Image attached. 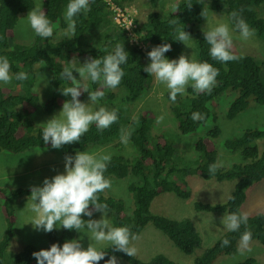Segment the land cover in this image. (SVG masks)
I'll list each match as a JSON object with an SVG mask.
<instances>
[{"label": "trees", "instance_id": "16d2710c", "mask_svg": "<svg viewBox=\"0 0 264 264\" xmlns=\"http://www.w3.org/2000/svg\"><path fill=\"white\" fill-rule=\"evenodd\" d=\"M68 2L69 0H0V56H6L9 59L13 75L21 71L29 75L27 81L13 79L7 91H3L0 87V153L21 154L37 148H52L50 143L44 144L41 138L42 126L36 125L29 119V114H33L38 105H36L38 95L31 89L35 84V67L41 66V60L46 62L43 68L49 72L52 87V94L43 105V111L47 114L55 112L66 99H70V96L65 97L59 91V88L71 86L70 82L60 77L63 68L70 66V63L80 62L89 57H103L111 52L118 42L123 44L125 51L129 54L128 62L121 65L125 75L120 85L116 89L107 87L101 89L100 83H93L88 79L86 84L79 74L73 71V76L80 81L81 87H87L91 91L103 90L105 96L100 101L106 102L112 101L116 97L115 91L122 89L126 94L124 98L126 102L130 98L142 95L146 84L150 81L151 75L143 70L149 64L145 54L137 46L128 42L124 31H119L117 34L107 33L109 26L106 20L108 11L105 0H90L91 10L74 17L76 20L74 36L54 39L58 30L67 28L64 11ZM150 2L156 6L159 0H150ZM188 2L189 0L178 1L176 6H179V10L175 13L173 11L165 15L157 12L149 13L143 30L139 29L138 33L142 32L139 41L149 50L163 43L170 44L171 51L164 55L168 59H174L179 54L180 42L175 40V26L169 25L168 21L177 19L178 26H184V31L194 37L196 60L207 61L219 70L216 84L210 94L196 93L189 87L185 96L177 97L176 101L169 105V114L176 123L179 135L195 132L200 134L193 145L195 158L184 160L177 150V139L174 142L170 141L166 133L153 135L151 133L152 119L147 116V113L142 112L131 120L123 105L113 109L117 111L118 121L102 134L97 132L93 124L79 143L65 145L57 150L63 156L74 155L76 151H86L95 146L109 144L120 139V130L123 128L129 134L128 142L135 151V155L132 157L111 156L104 175L110 180L117 181L133 178L127 185L130 206L125 204L123 198L108 195L106 191L99 194L100 201L109 206L108 215L112 225L130 226L131 231L139 238L144 228L151 226L170 240L183 255L191 257L192 264H214L220 257L236 254L240 235L245 227L252 233L251 243L257 242L264 246V214L262 212L248 214L247 226L242 225L238 232H229L226 229L209 246L203 247L200 234L191 220H174L154 214L151 211V205L154 198L161 193H172L179 199H188L190 189L186 178L194 175L205 181L233 182L232 190L223 202L194 201L192 203L194 211L216 215L242 213L247 194L264 180V123L259 127L245 129L237 137L223 140L222 147L236 154L239 159L228 168L218 167L214 175L209 173V165L217 163L218 160L216 143L221 134L214 108L212 112V104L226 92L233 94L229 104L225 105L226 111L222 113L227 120L235 119L250 103L264 108V72L261 64L248 55H237L241 59L227 63L213 60L209 55V45L204 41L203 32L197 28L203 17L201 13L204 14L208 6L211 11L225 10L230 27L236 31L229 16L233 10H242V17L254 29L256 37L264 43V18L260 17L256 10L264 3V0H191V9L185 6ZM38 3L42 5V10L55 25L53 36L45 39L33 32L32 41L28 45L15 43L13 38L20 34L16 30L20 17H26L28 11H31ZM87 95L88 92L81 90L78 99L81 100ZM193 112L204 114L205 119L193 121L191 119ZM5 194L9 197H4ZM29 195V187L14 188L9 193L0 192V198L3 200L2 211L6 220V231L0 239V264L13 237L12 228L15 219L10 205L14 199ZM97 213L99 212H94L91 218L93 219ZM78 234L75 230L63 228L47 232L45 249L53 243L62 245L65 240L75 239ZM225 238L229 239L230 244L222 247V240ZM102 250L106 253L104 260L115 255L117 260L124 264H174L162 254L151 255L146 260H140L114 251L107 244ZM35 251L37 249L33 246H24L14 255L13 264H37L32 256ZM104 260H101L99 264H104ZM235 264L259 263L254 257L249 256Z\"/></svg>", "mask_w": 264, "mask_h": 264}, {"label": "clouds", "instance_id": "9594fccd", "mask_svg": "<svg viewBox=\"0 0 264 264\" xmlns=\"http://www.w3.org/2000/svg\"><path fill=\"white\" fill-rule=\"evenodd\" d=\"M185 6L191 9V0ZM90 10V0H69L64 14V19L67 22L66 33L74 36L76 32L74 17L86 14ZM178 10L179 6H172L174 13ZM241 12L242 10H233L229 19L232 21L234 29L238 31L240 38L248 40L255 32L242 17ZM201 15L207 21L206 16L202 13ZM25 18L26 23L37 36L45 39L53 36L55 25L48 19L41 4L38 3L31 11H28ZM168 23L175 26V40L188 46L187 42L192 38L190 33L184 31V26H178L177 19L169 20ZM122 28L125 33L131 32V30L129 32L124 27ZM202 32L204 41L209 45V55L213 60L227 63L241 59L232 51V29L228 23L218 21L215 25L206 24ZM169 51H171V45L168 43L153 46L147 52L150 63L143 69L144 72L154 76L159 84L166 86L169 100L175 102L178 95L186 94L189 86L196 93L210 94L216 84L219 70L207 61L188 58L183 54L177 59H168L164 54ZM128 59V52L125 51L123 44L118 42L114 49L103 57H89L79 66L70 63V66L63 68L60 77L62 80L70 82L71 86L59 88V91L65 97L70 96V99H66L62 103L61 110L57 115H53L46 122L40 124L42 125L41 138L44 144L50 143L52 149L57 150L65 145L79 143L93 124L97 132L102 134L104 130L118 121L116 110H109L104 106L94 109L89 106V102L95 105L104 99L105 93L103 90L91 91L87 87L82 88L80 81L73 76V71H76L79 77L85 80L90 79L93 83H100L101 89L104 87L116 89L125 75L121 65L126 64ZM40 64L41 67L46 66L44 60H41ZM13 79L23 82L29 79V75L22 71L13 75L9 59L6 56H0V83L7 85ZM81 90L88 92L89 101L87 103L78 99ZM156 119L157 123H160L164 117L158 116ZM191 119L202 121L205 116L200 112H193ZM120 131L121 142L127 145L129 134L123 128ZM63 157V173H57L51 178H44L42 186H30V195L25 207L34 216L29 223L35 230H43L46 233L59 227L65 230H75L87 235L89 241L95 243L89 242L86 248L82 246L80 239L65 240L62 245L53 243L48 249L32 253L37 264H99L101 260H104L106 253L98 248L97 244H107L114 251L135 257L138 249L133 242L138 240L139 236L131 231L130 226H113L108 216L109 206L107 203H102L99 198L100 193L112 187L111 180L104 175L111 161V154L76 151L74 155L66 154ZM220 166L219 163L209 165V173L214 175ZM94 212L101 214L99 219L91 218ZM82 217L89 219L85 220ZM247 222L248 215L240 212L224 214L221 220L229 232H238L242 225L247 226ZM251 241L252 233L245 227L239 239L241 252H251ZM229 244V239L225 238L222 240L221 246L227 247ZM104 264H118L117 257L110 256L104 260Z\"/></svg>", "mask_w": 264, "mask_h": 264}, {"label": "rangeland", "instance_id": "374dc122", "mask_svg": "<svg viewBox=\"0 0 264 264\" xmlns=\"http://www.w3.org/2000/svg\"><path fill=\"white\" fill-rule=\"evenodd\" d=\"M108 15L106 20L108 22L107 33L117 34L119 31L124 30L119 24L129 26L131 32L125 34L128 42L141 49L145 54V58L150 63L147 52L150 51L141 45L139 42L140 33L138 30L144 28L147 15L151 12L166 13L172 11V6L180 0H159L158 4L154 6L150 0H105ZM206 6L204 16L207 21L202 17L200 24L197 26L202 31L206 24L215 25L218 21L228 23L226 12L211 11ZM260 17L264 18V3L256 8ZM66 11V10H65ZM64 11V14H65ZM225 11V10H224ZM67 23V22H66ZM229 24V23H228ZM230 27V25H229ZM67 29V28H66ZM66 29L58 30L54 39L68 38L71 34L66 33ZM195 29V28H194ZM230 29H232L230 27ZM16 30L20 32L18 37H14L13 41L17 44L28 45L32 41L33 30L26 23V18L19 19ZM233 48L232 51L236 55H249L254 57L262 67L264 72V43L254 34L248 40H242L239 33L232 29ZM192 40L188 41V46L180 42V51L176 56L177 59L181 54L188 58H195V48L193 46V35L190 34ZM85 60L76 62L77 66L83 64ZM35 84L34 88L38 95L33 114H29V119L39 126L46 122L53 115H57L59 110L51 114L43 111V105L48 97L52 94V87L50 85L49 72L37 65L34 70ZM43 76V79H42ZM42 79V80H41ZM83 82L88 84V79L81 78ZM12 85L0 83L3 91H7ZM191 87V86H189ZM188 87V88H189ZM167 88L163 84H159L154 76L151 75L150 81L146 84L145 91L142 95L136 98H130L124 101L126 96L122 89L116 90V97L112 101H98L93 105L89 102V106L94 109L98 106H104L109 110H113L118 105L126 107L129 119H135L138 114L145 112L147 116L152 119L151 133L156 135L158 133H166L170 141H178L177 150L184 160H192L195 158L193 145L198 137L199 132L189 135H179L176 123L169 114V105L172 103L168 98ZM226 92L214 104H212V112H216L218 117V126L221 129V134L216 143L218 149V160L220 167H230L231 164L238 161V156L234 153L226 151L222 147V142L225 139L239 136L245 129L252 127H259L264 123V108L254 103L250 105L235 119L227 120L223 117V112L226 111L225 105L231 101L233 94ZM178 95L177 97H183ZM81 102L87 103L89 96L83 97ZM229 104V103H228ZM252 106V107H250ZM227 108V107H226ZM140 110V111H139ZM131 111V112H130ZM138 111V112H137ZM129 112V113H128ZM137 112V113H136ZM136 113V114H135ZM163 116L162 122L157 123V117ZM208 125V124H207ZM206 125V127H207ZM85 152H105L110 153L111 156L123 155L125 157H132L135 151L128 142L127 145L121 142V139L113 141L109 144L102 146H95L87 149ZM64 171V157L56 149H43L37 148L25 151L21 154H12L7 152L0 153V192L9 193L14 188H30V186H42L44 178H51L57 173ZM187 183L190 189V197L188 199H179L172 193H161L156 196L151 205L152 213L164 216L174 220L189 219L191 220L196 229L198 230L202 246H209L214 239L219 237L226 228L221 223L224 214H210L204 212H196L192 208L194 201H201L205 203H218L223 202L232 190L233 182L224 181L217 183L214 180H202L197 176H187ZM133 178H125L117 181L111 179L112 187L106 190V194L114 195L124 199L125 204L130 206V198L127 193V185ZM4 197H9L6 194ZM28 196L14 199L10 205V209L14 214V226L12 228V239L8 249L3 254L2 264H13V257L20 252L24 246H33L37 251L46 248V232L43 230H35L33 225L29 223L34 216L33 213L27 211L26 203ZM3 200L0 198V239L6 231V220L2 211ZM25 208V209H24ZM253 212H262L264 214V180L254 186L247 194V200L242 208V213L251 214ZM100 213L94 215L93 219H99ZM109 216V215H108ZM110 217V216H109ZM59 227L57 229H61ZM75 239H80L84 248L88 243H95L89 241L87 235L79 233ZM138 249L137 259L146 260L151 255L162 254L174 264H192V259L189 256L183 255L170 240H168L161 232L155 230L151 226L144 228L140 238L133 243ZM106 244H97L101 250ZM251 252H241L238 246L237 252L234 256L220 257L214 264H235L246 257H254L259 264H264V246L252 242ZM119 261V260H118ZM118 264H124L121 261Z\"/></svg>", "mask_w": 264, "mask_h": 264}, {"label": "built area", "instance_id": "2783aa9c", "mask_svg": "<svg viewBox=\"0 0 264 264\" xmlns=\"http://www.w3.org/2000/svg\"><path fill=\"white\" fill-rule=\"evenodd\" d=\"M121 27H124L126 31L130 32V28L127 25L119 24Z\"/></svg>", "mask_w": 264, "mask_h": 264}, {"label": "bare ground", "instance_id": "6f19581e", "mask_svg": "<svg viewBox=\"0 0 264 264\" xmlns=\"http://www.w3.org/2000/svg\"><path fill=\"white\" fill-rule=\"evenodd\" d=\"M77 20L79 21V19H77ZM139 111H140V110H139ZM130 112H131V111H130ZM137 112H138V111H137ZM137 112H136V113H137ZM128 113H129V112H128ZM136 113H135V114H136ZM147 136H148V134H147ZM156 140H157V139H156ZM156 140H155V142H156ZM158 141H159V143H160V140H158ZM158 141H157V142H158ZM161 144H162V142H161ZM161 144H160V145H161ZM163 144H164V143H163ZM164 145H165V144H164ZM233 253H234V252H233Z\"/></svg>", "mask_w": 264, "mask_h": 264}]
</instances>
